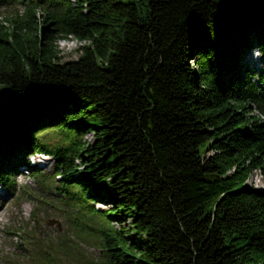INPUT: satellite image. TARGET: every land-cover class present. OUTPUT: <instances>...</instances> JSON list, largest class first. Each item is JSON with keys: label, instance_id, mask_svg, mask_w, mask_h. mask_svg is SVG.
<instances>
[{"label": "trees", "instance_id": "16d2710c", "mask_svg": "<svg viewBox=\"0 0 264 264\" xmlns=\"http://www.w3.org/2000/svg\"><path fill=\"white\" fill-rule=\"evenodd\" d=\"M23 6L0 20V183L15 194L25 166L43 185L28 156L51 155L80 213L56 247L20 235L32 250L12 264H264V189L247 184L264 173V96L242 64L264 56V0ZM68 35L88 43L63 60Z\"/></svg>", "mask_w": 264, "mask_h": 264}, {"label": "rangeland", "instance_id": "374dc122", "mask_svg": "<svg viewBox=\"0 0 264 264\" xmlns=\"http://www.w3.org/2000/svg\"><path fill=\"white\" fill-rule=\"evenodd\" d=\"M16 10L23 11V0H7L0 2V20L5 25L8 21L7 17L14 15ZM88 42L83 39H77L72 36L58 38L56 44L63 56V60L76 59L80 56L79 47ZM247 56V55H246ZM242 64L250 63L246 66L248 70L253 69V80L256 82L259 96H264V85L259 82V75L264 72V56L257 57V48H254L249 57L244 58ZM249 60L250 62H246ZM246 73H242V79H245ZM254 113L264 117L255 102H251ZM95 139L92 132H87L83 136L86 142H93ZM31 155V154H30ZM28 156V159L36 165L38 170L48 175L44 179L43 185H40L32 176L28 167L20 166L15 179L17 192L13 194L0 183V264H12L18 259H24L28 251L32 250L29 245L27 233L34 234L33 240L36 246L41 241L57 246L61 242L62 237L75 238L77 217L80 213V206L75 203L76 199L62 192L57 187H63V179L59 174H55L56 159L51 155L39 154ZM30 161V162H31ZM250 186L264 189V173L256 170L252 173L247 181ZM90 204L98 211H106L110 209V205L100 201L91 200ZM115 227L122 225L130 226L127 220L124 224L113 221ZM24 239H21V236ZM76 241V240H75ZM64 244L69 243L68 252L81 249L88 256L97 257L100 253L99 249L92 244L77 242L73 244L70 240H65ZM33 245V242L31 241ZM71 245L73 247H71ZM34 246V245H33ZM70 253L66 256L69 257Z\"/></svg>", "mask_w": 264, "mask_h": 264}, {"label": "bare ground", "instance_id": "6f19581e", "mask_svg": "<svg viewBox=\"0 0 264 264\" xmlns=\"http://www.w3.org/2000/svg\"><path fill=\"white\" fill-rule=\"evenodd\" d=\"M248 59V58H247ZM247 62H250L249 60H246V62L245 63H247ZM248 64H250V63H248Z\"/></svg>", "mask_w": 264, "mask_h": 264}]
</instances>
